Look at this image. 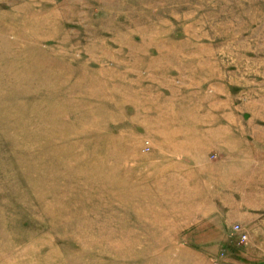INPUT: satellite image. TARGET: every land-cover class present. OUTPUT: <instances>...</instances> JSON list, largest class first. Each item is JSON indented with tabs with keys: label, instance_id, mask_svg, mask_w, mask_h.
Listing matches in <instances>:
<instances>
[{
	"label": "rangeland",
	"instance_id": "obj_1",
	"mask_svg": "<svg viewBox=\"0 0 264 264\" xmlns=\"http://www.w3.org/2000/svg\"><path fill=\"white\" fill-rule=\"evenodd\" d=\"M0 264H264V0H0Z\"/></svg>",
	"mask_w": 264,
	"mask_h": 264
},
{
	"label": "built area",
	"instance_id": "obj_2",
	"mask_svg": "<svg viewBox=\"0 0 264 264\" xmlns=\"http://www.w3.org/2000/svg\"><path fill=\"white\" fill-rule=\"evenodd\" d=\"M235 229H236V231L241 233V237L243 240L247 239V234L243 231V229L240 225H237Z\"/></svg>",
	"mask_w": 264,
	"mask_h": 264
}]
</instances>
